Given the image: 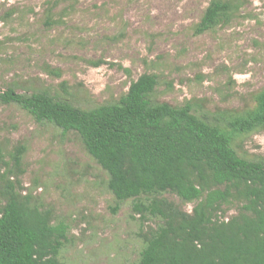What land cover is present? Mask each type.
Returning <instances> with one entry per match:
<instances>
[{
    "label": "rangeland",
    "instance_id": "374dc122",
    "mask_svg": "<svg viewBox=\"0 0 264 264\" xmlns=\"http://www.w3.org/2000/svg\"><path fill=\"white\" fill-rule=\"evenodd\" d=\"M53 1L55 22L46 23ZM208 2L0 0V87L46 90L88 109L116 102L132 80L148 73L157 79L153 102H190L197 115L219 119L250 110L264 88V0H246L228 24L195 35ZM0 144L4 160L24 147L23 191L67 223L62 264H135L140 235L159 220L141 221L130 199L112 212L107 174L77 133L0 104ZM232 145L240 156L264 161V129L234 135ZM162 196L192 208L172 193ZM238 204L226 205V217Z\"/></svg>",
    "mask_w": 264,
    "mask_h": 264
},
{
    "label": "trees",
    "instance_id": "16d2710c",
    "mask_svg": "<svg viewBox=\"0 0 264 264\" xmlns=\"http://www.w3.org/2000/svg\"><path fill=\"white\" fill-rule=\"evenodd\" d=\"M245 2L209 0L193 33L228 24ZM56 4L50 3L49 14ZM156 84L155 75L143 73L116 102L88 109L46 90L21 93L7 86L0 87V104L77 133L107 174L116 200L112 212L130 199L141 221L159 220L140 235L135 264H264V161L244 158L232 145L234 135L264 129V88L252 109L219 119L197 115L190 102L151 101ZM23 152L18 145L4 160L0 144V264H62L68 225L23 191ZM165 192L193 203L191 210ZM234 202L236 213L226 217L224 208Z\"/></svg>",
    "mask_w": 264,
    "mask_h": 264
}]
</instances>
